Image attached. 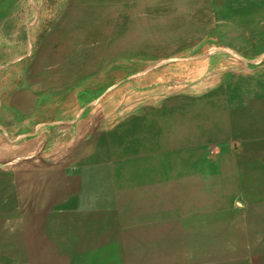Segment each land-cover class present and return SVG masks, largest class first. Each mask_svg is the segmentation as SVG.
<instances>
[{
  "label": "rangeland",
  "instance_id": "374dc122",
  "mask_svg": "<svg viewBox=\"0 0 264 264\" xmlns=\"http://www.w3.org/2000/svg\"><path fill=\"white\" fill-rule=\"evenodd\" d=\"M261 199L264 0H0V264H264Z\"/></svg>",
  "mask_w": 264,
  "mask_h": 264
},
{
  "label": "crops",
  "instance_id": "0c3cea01",
  "mask_svg": "<svg viewBox=\"0 0 264 264\" xmlns=\"http://www.w3.org/2000/svg\"><path fill=\"white\" fill-rule=\"evenodd\" d=\"M118 201H120L118 199ZM255 204H251L249 205V210L253 208V206L259 211V210H264V199L258 200V201H254ZM248 211V209H247ZM251 213V211H249ZM253 217H257V215H253Z\"/></svg>",
  "mask_w": 264,
  "mask_h": 264
}]
</instances>
